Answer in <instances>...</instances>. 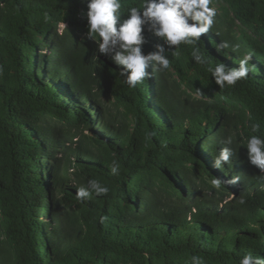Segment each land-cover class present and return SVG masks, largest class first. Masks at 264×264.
<instances>
[{
	"label": "trees",
	"instance_id": "16d2710c",
	"mask_svg": "<svg viewBox=\"0 0 264 264\" xmlns=\"http://www.w3.org/2000/svg\"><path fill=\"white\" fill-rule=\"evenodd\" d=\"M86 2L0 0V264L264 257V173L244 147L264 137V0H212L210 31L135 88L87 38ZM146 37L148 53L160 41ZM222 41L239 48L218 54ZM245 55L249 77L219 88L207 67ZM228 138L237 156L216 169ZM88 179L109 193L77 200Z\"/></svg>",
	"mask_w": 264,
	"mask_h": 264
},
{
	"label": "clouds",
	"instance_id": "9594fccd",
	"mask_svg": "<svg viewBox=\"0 0 264 264\" xmlns=\"http://www.w3.org/2000/svg\"><path fill=\"white\" fill-rule=\"evenodd\" d=\"M212 0H140L138 5H129L127 14L121 12L122 0H87L86 20L87 38L93 40L99 55L107 57L117 66L123 83L135 88L146 77L155 71H163L170 67L169 53L173 57L179 55L180 45H194L213 27L217 11L211 7ZM146 33L158 38L154 51L145 53L143 46L148 43ZM98 37V39H97ZM231 48L238 50L239 45H230L222 41L217 45V53ZM226 56L229 53H224ZM193 61L199 65L208 62L198 48L191 52ZM250 55L239 60L237 67H229L224 62L208 66L216 85L223 89L233 87L238 81L249 77ZM150 69V70H149ZM260 125L252 124L251 132L259 133ZM231 138L223 141L218 154L212 159V167L223 168L231 165L237 151L231 146ZM247 163L264 173V137L252 134L246 145ZM112 175L119 174V164L113 161L109 165ZM238 177L225 180L226 184H235ZM212 184L220 187L221 180L214 179ZM109 187L96 179H88L86 186L76 189V199L84 201L93 194L97 197L106 196ZM240 204L245 200L240 199ZM191 264H202L199 256L191 257ZM239 264H264V257L251 254L242 255Z\"/></svg>",
	"mask_w": 264,
	"mask_h": 264
},
{
	"label": "rangeland",
	"instance_id": "374dc122",
	"mask_svg": "<svg viewBox=\"0 0 264 264\" xmlns=\"http://www.w3.org/2000/svg\"><path fill=\"white\" fill-rule=\"evenodd\" d=\"M64 26H65V25L62 24L61 27H60V30H62ZM64 129H65V130H68L67 126H64ZM46 218H47V217H46Z\"/></svg>",
	"mask_w": 264,
	"mask_h": 264
}]
</instances>
